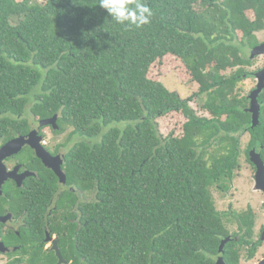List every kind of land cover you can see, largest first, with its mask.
<instances>
[{
	"label": "trees",
	"instance_id": "obj_1",
	"mask_svg": "<svg viewBox=\"0 0 264 264\" xmlns=\"http://www.w3.org/2000/svg\"><path fill=\"white\" fill-rule=\"evenodd\" d=\"M142 2L153 16L136 28L113 21L99 0H0V135L23 132L18 118L27 114L58 113L60 130L69 129L68 179L95 198L77 243L61 236L65 259L215 264L228 231L211 188L225 191L238 167L230 133L249 130L239 82L256 72L249 68L264 42L256 36L264 31V0ZM172 70L197 86L191 96L164 85ZM175 112L181 132L163 135L157 120ZM250 131L264 136V107ZM211 142L219 147L209 152ZM250 219L241 216L239 244L225 245L226 264H236ZM33 257L56 261L37 250Z\"/></svg>",
	"mask_w": 264,
	"mask_h": 264
},
{
	"label": "flooded vegetation",
	"instance_id": "obj_2",
	"mask_svg": "<svg viewBox=\"0 0 264 264\" xmlns=\"http://www.w3.org/2000/svg\"><path fill=\"white\" fill-rule=\"evenodd\" d=\"M253 78L255 85L246 96L257 84L256 76L254 75ZM248 101L246 108L250 106V100ZM258 104L261 113L264 103L258 100ZM54 115L56 118L53 123L40 125L42 120L53 118ZM249 115V130L245 128L243 131L230 134L236 137L235 141L239 149L236 170H240V157L243 155V160L251 170L252 183L255 184L257 172L264 170V159L261 156L264 149V136L263 133L250 131L254 126L251 114ZM18 119L23 122V132H17L8 138L0 135L1 148L11 140L31 134L18 151L1 160V164L6 169L0 195V242L5 247V251L0 252V264H40L33 257L36 250L43 256L55 255L54 264H57L59 257L54 249V241L56 240L59 250L63 235L69 234L68 237L77 243L79 232H82V228H85L87 224L88 204L95 198V194L93 191H88L85 184L80 183L79 186L76 181L68 179L65 154L74 141L67 140L70 131L60 130L58 113L49 117L23 115ZM57 130L59 133L55 132ZM243 138H247V141L241 149L240 144ZM31 145L45 152L48 157L43 160ZM234 178L229 181L225 191L219 192L232 198L228 200L226 209L217 211L224 217L228 242L235 241L236 244H239L240 236L245 232L241 216L250 214L249 237L243 243L245 254L242 255V249H240L236 264H260L264 261V200L258 205L257 209L260 212L256 214L249 203L245 205L246 209L239 205L235 206L234 199L237 191L233 189L238 188L240 191V187L237 183L234 184ZM252 188L254 189L253 186ZM258 192L264 196L263 191ZM256 222L259 225L254 232ZM230 224L235 225V230L230 229ZM35 235H39L37 239L32 238ZM249 250L252 252L251 256H248ZM219 256L223 257V254L219 253L215 257V264ZM62 258V264H74L72 258L67 260L63 255ZM82 258L84 261L85 257ZM223 261L225 262L224 258Z\"/></svg>",
	"mask_w": 264,
	"mask_h": 264
},
{
	"label": "rangeland",
	"instance_id": "obj_3",
	"mask_svg": "<svg viewBox=\"0 0 264 264\" xmlns=\"http://www.w3.org/2000/svg\"><path fill=\"white\" fill-rule=\"evenodd\" d=\"M256 36L260 42L264 41V31L256 33ZM248 51V54H250V49H246V52ZM254 64L249 68V71H258V69H261L264 67V55H259L254 58ZM172 60L168 61V63H171ZM181 72H184V69L179 64L177 67ZM230 71H227L229 73ZM226 73V72H223ZM254 76L250 78H245L239 82V86L242 88V94H247L252 87L255 85V79ZM187 79L181 78L179 73L172 70L167 72L162 76V81L164 85L171 91H176L181 98H187L193 94V92L197 89V86L193 84L192 86L186 85L185 81ZM197 100H193L190 103V105L197 110ZM27 114V113H26ZM200 114H204L200 112ZM28 115V114H27ZM183 119L180 113H171L166 116H163L157 120L158 122V128L160 133L163 135H167L171 132L174 134H178L181 132V123ZM69 131V129H67ZM247 141V138L242 139L241 149L244 147L245 143ZM213 144V145H212ZM219 147L218 143L211 142V146L209 148V152L215 151ZM244 156L241 155L240 157V170L235 171V178H234V184L237 183V186L240 187V191L238 188H235L233 190L237 191L235 193V206L239 205V207H242L244 209L246 204H251V208L255 211V214L260 212L259 209H257L258 205L261 201L264 200V196L258 192V190H254L252 186L254 187L255 184L252 183L249 165L246 163V161L243 160ZM232 190V191H233ZM242 191V192H241ZM211 193L214 199L215 203V209L216 210H224L227 207L228 200L232 197L227 196L226 194H220L215 190V188H211ZM259 223L256 222L254 232L256 231V227H258ZM230 229L235 230V225L230 224ZM242 255L245 254V250H242Z\"/></svg>",
	"mask_w": 264,
	"mask_h": 264
},
{
	"label": "water",
	"instance_id": "obj_4",
	"mask_svg": "<svg viewBox=\"0 0 264 264\" xmlns=\"http://www.w3.org/2000/svg\"><path fill=\"white\" fill-rule=\"evenodd\" d=\"M255 55H258V56L264 55V42L254 47V49L251 52V56L253 57ZM255 76H256L257 84H256L255 88L253 90H251L248 94V99L250 100V106L245 109L246 112H249L251 114L252 125L254 127L258 125L259 120H260V105L258 104V98H259L260 93L264 90V67H262L260 70H258L255 73ZM55 118H56V115H54L53 118L42 120L40 122V125L53 123ZM30 136H31V134H29L27 136L18 137L17 139L9 141L8 143H6L4 146H2L0 148V195L2 194L1 185H2V181L5 178L4 171L6 169L1 164V160L4 157L10 156L13 152L18 151L25 144V142L28 141V138ZM31 146H32V148L36 149L37 155L39 157H41L43 160H45L46 157H48V155H46V153L43 152L42 150H38L34 145H31ZM27 174L30 175L32 173H27ZM254 190L264 192V170L257 172ZM228 240L229 239L227 237L221 240L219 247H218V252L220 254H223L224 246L228 242ZM56 244H57V242L55 240L54 241V249L57 253V256L59 257V261L57 264H62L63 258H62L61 252H60V250ZM4 251H5V247L3 246V243L0 242V252H4ZM216 264H225L222 256H219V258L216 261ZM260 264H264V261Z\"/></svg>",
	"mask_w": 264,
	"mask_h": 264
},
{
	"label": "clouds",
	"instance_id": "obj_5",
	"mask_svg": "<svg viewBox=\"0 0 264 264\" xmlns=\"http://www.w3.org/2000/svg\"><path fill=\"white\" fill-rule=\"evenodd\" d=\"M100 8L117 24L140 28L151 22L152 9L142 0H99Z\"/></svg>",
	"mask_w": 264,
	"mask_h": 264
}]
</instances>
